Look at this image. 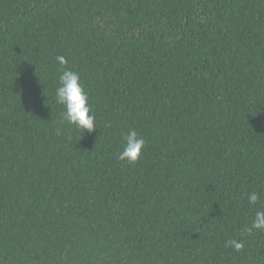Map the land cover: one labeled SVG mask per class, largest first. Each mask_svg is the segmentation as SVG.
I'll return each instance as SVG.
<instances>
[{
  "label": "trees",
  "instance_id": "trees-1",
  "mask_svg": "<svg viewBox=\"0 0 264 264\" xmlns=\"http://www.w3.org/2000/svg\"><path fill=\"white\" fill-rule=\"evenodd\" d=\"M258 210L264 0H0V264H264Z\"/></svg>",
  "mask_w": 264,
  "mask_h": 264
},
{
  "label": "clouds",
  "instance_id": "clouds-1",
  "mask_svg": "<svg viewBox=\"0 0 264 264\" xmlns=\"http://www.w3.org/2000/svg\"><path fill=\"white\" fill-rule=\"evenodd\" d=\"M56 60L60 65H66L67 60L64 56H57ZM56 103L64 107L62 116L67 123L76 126L85 131L91 133L96 129L95 127V115L91 113V106L88 101V95L84 91L83 85L80 80V75L77 72L71 70H65L59 77V86L55 90ZM123 150L119 153L118 159L121 161H127L128 163H135L142 154L145 141L137 133L136 130H129V132L123 137ZM259 200V196L256 192H252L248 196L250 204L255 205ZM255 230H264V211H257L255 218L252 222L251 228L247 231L251 232ZM226 246H231L235 250L239 251L244 247L242 241L229 240L226 241Z\"/></svg>",
  "mask_w": 264,
  "mask_h": 264
}]
</instances>
